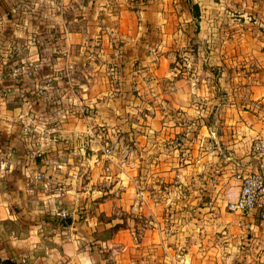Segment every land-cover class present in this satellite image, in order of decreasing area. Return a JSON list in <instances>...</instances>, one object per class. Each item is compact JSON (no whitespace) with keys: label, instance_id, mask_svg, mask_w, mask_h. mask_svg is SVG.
I'll return each instance as SVG.
<instances>
[{"label":"rangeland","instance_id":"rangeland-1","mask_svg":"<svg viewBox=\"0 0 264 264\" xmlns=\"http://www.w3.org/2000/svg\"><path fill=\"white\" fill-rule=\"evenodd\" d=\"M201 1L0 0V126L11 122L21 134L17 156L32 166L26 188L36 213L46 201L38 193L48 162L64 163L52 189L87 195L55 202L57 218L85 216L120 193L141 191L169 217L172 208L183 220L187 211L193 225L214 220L213 207L231 213L226 206L243 175L236 161L260 140L249 129L264 131V107L250 100L260 70L249 52L264 45V22L252 5L258 0ZM9 111L17 114L9 119ZM167 128L177 134L159 148V130ZM229 132L241 138L236 152L226 149ZM159 156L175 159L178 173L187 161L191 179L157 181L152 162ZM36 213L33 223L41 219ZM121 213L112 214L122 221L116 227L138 221ZM250 237L239 235L242 244Z\"/></svg>","mask_w":264,"mask_h":264},{"label":"crops","instance_id":"crops-1","mask_svg":"<svg viewBox=\"0 0 264 264\" xmlns=\"http://www.w3.org/2000/svg\"><path fill=\"white\" fill-rule=\"evenodd\" d=\"M252 5L261 11L260 17H263L264 22V0L253 2ZM254 24L258 22L255 21ZM259 30L256 27L253 33L262 34ZM251 48L249 52L254 56L255 69L260 70V73L258 81L250 88V100L264 107V45ZM16 114V111L14 113L9 111V119ZM7 126L8 129L0 126L1 260L12 259L17 264H264V222L261 223L257 213L251 212L239 218L213 207L211 210L214 211L210 215L215 218L214 220L208 224L193 225L191 219L187 220V211L184 212V220L181 219L182 212L178 213L177 208L170 209L169 217L168 213L161 212L163 208L160 202H149L148 193L145 191H141L137 196H130L128 192L120 193L121 200L109 199L103 208L94 209L85 216H82L83 212H77L70 218V225L62 226L56 220L58 211L54 210L57 205L55 202L61 204L73 198L71 203H75L81 197L87 196L86 192L76 191L75 188H51L49 184L60 182L62 179L58 174L60 171L56 170V167L63 168L62 162L53 164L48 162L44 165L50 174L46 176L43 190L38 195L46 201L43 203V209L36 213L32 208L34 194L26 188L32 166L18 160L17 140L21 134L15 125L12 127L11 122ZM201 131L207 136L213 135L208 130ZM249 131L253 134L252 139L264 141V131L258 125H254ZM158 134L160 141L158 147L161 148V142L165 140L168 141L167 144L172 145L177 129L159 130ZM231 134L232 140L226 143L228 145L226 149L235 151L238 150L241 138L236 137L234 132H229V135ZM26 135L27 133L24 137ZM249 153L238 163L236 161V165H240L241 168L239 171L243 174L249 173V169H253V172L259 171L264 165V157L261 155L256 157L257 155L251 152L254 155L251 159ZM178 166L175 159L164 160L159 156L152 162L153 177L157 181L173 182L179 176L180 180L189 181L192 165L184 161V168L180 169L179 173ZM162 176L166 177V180L161 178ZM161 193L158 191V194ZM71 194H75L76 197H71ZM186 194L185 190L184 196ZM168 195L167 199H171V192ZM126 198H131L133 206L120 208V203L124 204ZM134 198L136 205H140L138 208L134 206ZM55 211L57 212L54 213ZM115 211H122L121 214L124 211L128 215L135 213L138 221L131 220L123 227H116L122 221L113 217ZM35 213L41 219L33 223ZM101 214L105 217V222L97 219ZM243 233L251 237L242 244L239 235Z\"/></svg>","mask_w":264,"mask_h":264},{"label":"built area","instance_id":"built-area-1","mask_svg":"<svg viewBox=\"0 0 264 264\" xmlns=\"http://www.w3.org/2000/svg\"><path fill=\"white\" fill-rule=\"evenodd\" d=\"M106 156L110 154V146L107 142L103 147ZM251 152L264 157V141L259 140L251 147ZM227 210L234 214L257 213L264 222V165L259 171L241 174L240 190L237 199L226 206ZM64 220L70 216L66 213L59 215Z\"/></svg>","mask_w":264,"mask_h":264},{"label":"trees","instance_id":"trees-1","mask_svg":"<svg viewBox=\"0 0 264 264\" xmlns=\"http://www.w3.org/2000/svg\"><path fill=\"white\" fill-rule=\"evenodd\" d=\"M194 9L196 10L195 12V17H199V8L194 6ZM57 222L60 223L62 226H68L70 225L71 223V220L70 218H67V219H60V218H56ZM0 264H17L14 260L12 259H4V260H1L0 259Z\"/></svg>","mask_w":264,"mask_h":264}]
</instances>
